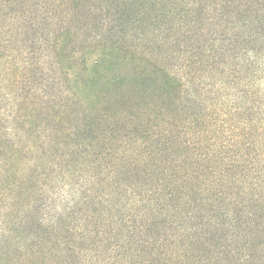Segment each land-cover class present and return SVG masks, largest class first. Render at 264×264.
Here are the masks:
<instances>
[{
	"label": "trees",
	"instance_id": "obj_1",
	"mask_svg": "<svg viewBox=\"0 0 264 264\" xmlns=\"http://www.w3.org/2000/svg\"><path fill=\"white\" fill-rule=\"evenodd\" d=\"M134 40L153 134L67 79ZM0 264H264V0H0Z\"/></svg>",
	"mask_w": 264,
	"mask_h": 264
},
{
	"label": "rangeland",
	"instance_id": "obj_2",
	"mask_svg": "<svg viewBox=\"0 0 264 264\" xmlns=\"http://www.w3.org/2000/svg\"><path fill=\"white\" fill-rule=\"evenodd\" d=\"M132 44L131 47L136 54L130 53L127 48L126 50L108 49L90 52L86 55L85 64L81 63L82 61L79 62L77 58L79 66L70 70L67 74L68 78H66L70 80L73 88L78 89L80 95L85 99L87 107H89L92 101L90 108L92 113L97 115L103 112L107 114L117 112L121 118L129 121L128 123L126 122V125L132 134L134 133L132 129L133 125L138 127H143L144 125L145 128L153 126L149 131L151 133L153 130V134L158 130L159 126L164 125L168 120L171 122L177 112L173 109L174 104L171 96L162 97L161 93L163 89H161L162 87L160 88L161 85H153L152 90L146 91L150 95L144 96L141 92L136 95L135 89L131 88L133 83L125 82V80H131L130 78H124L125 80L123 78L113 79L114 66L120 67L119 62H123L127 65L128 70H132L135 64L140 61L139 55L141 53L152 55L155 52L150 44L144 45L138 40H134ZM148 46H151V48ZM144 65L147 64L145 63ZM159 98L164 99L161 100ZM133 114L139 117L140 120H136V116H133ZM183 115L184 113H181L180 117H183ZM130 121L132 124H130ZM134 140H137V142H134ZM130 142H133L132 148L139 147L142 149L147 145L142 137L134 139V137L129 136V138L127 137L124 140H117L116 146L129 144ZM85 177L87 178L88 176L85 175ZM78 184L77 180H75L72 184L66 185L65 189H62L57 195L55 206L59 207L60 204L63 205L72 200Z\"/></svg>",
	"mask_w": 264,
	"mask_h": 264
}]
</instances>
